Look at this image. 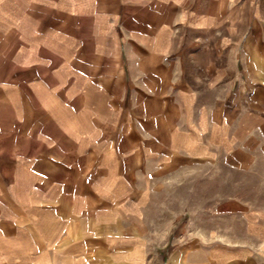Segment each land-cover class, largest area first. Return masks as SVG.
I'll return each mask as SVG.
<instances>
[{"label":"crops","instance_id":"obj_1","mask_svg":"<svg viewBox=\"0 0 264 264\" xmlns=\"http://www.w3.org/2000/svg\"><path fill=\"white\" fill-rule=\"evenodd\" d=\"M0 264H264V0H0Z\"/></svg>","mask_w":264,"mask_h":264},{"label":"rangeland","instance_id":"obj_2","mask_svg":"<svg viewBox=\"0 0 264 264\" xmlns=\"http://www.w3.org/2000/svg\"><path fill=\"white\" fill-rule=\"evenodd\" d=\"M236 174L222 164L213 168L199 169L197 180L194 179L195 173H188L186 182L188 206L205 207L225 199L230 190L238 185L237 182H234Z\"/></svg>","mask_w":264,"mask_h":264}]
</instances>
